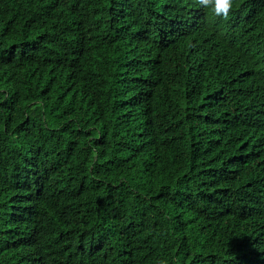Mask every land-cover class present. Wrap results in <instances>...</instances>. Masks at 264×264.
Segmentation results:
<instances>
[{"label":"trees","instance_id":"16d2710c","mask_svg":"<svg viewBox=\"0 0 264 264\" xmlns=\"http://www.w3.org/2000/svg\"><path fill=\"white\" fill-rule=\"evenodd\" d=\"M0 264H264V0H0Z\"/></svg>","mask_w":264,"mask_h":264},{"label":"clouds","instance_id":"9594fccd","mask_svg":"<svg viewBox=\"0 0 264 264\" xmlns=\"http://www.w3.org/2000/svg\"><path fill=\"white\" fill-rule=\"evenodd\" d=\"M197 3L217 17L227 18L234 6V0H197Z\"/></svg>","mask_w":264,"mask_h":264}]
</instances>
